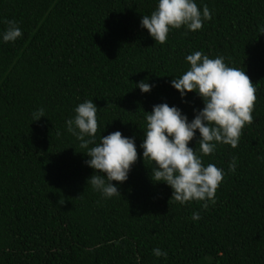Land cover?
<instances>
[{"label":"trees","instance_id":"16d2710c","mask_svg":"<svg viewBox=\"0 0 264 264\" xmlns=\"http://www.w3.org/2000/svg\"><path fill=\"white\" fill-rule=\"evenodd\" d=\"M196 3L212 20L196 32L172 29L160 44L141 27L158 0H0V33L12 20L23 31L14 44L0 40V264H264V0ZM196 51L223 56L257 89L238 147L203 157L226 173L207 209L171 200L140 148L154 105L176 106L189 121L204 107L170 86ZM146 79L155 87L142 94L135 84ZM84 100L101 109L97 143L116 131L136 138L120 197L88 185L94 170L66 130ZM41 107L47 118L33 121Z\"/></svg>","mask_w":264,"mask_h":264},{"label":"clouds","instance_id":"9594fccd","mask_svg":"<svg viewBox=\"0 0 264 264\" xmlns=\"http://www.w3.org/2000/svg\"><path fill=\"white\" fill-rule=\"evenodd\" d=\"M207 5L201 10L196 0H158L151 15H143L141 27L146 29L155 42L164 44L172 29L182 27L190 32L202 30L206 21L212 20ZM7 27L0 33L4 43H15L23 37V31L16 21H7ZM260 31L264 33V28ZM189 69L179 78H172L170 86L184 101L189 93L202 99L204 107L194 109V119L189 121L182 109L161 103L153 106L146 114V131H143V160L152 163L151 180L154 184H165L172 189V198L181 205L193 201L215 204V196L226 175L223 168L207 165L203 157L215 153L218 145H229L233 149L240 143L242 130L254 122L253 110L257 100L256 87L245 70L231 67L223 56L215 59L196 51L186 56ZM142 94H149L154 84L148 80L135 84ZM98 109L93 100H84L75 109L74 118L65 122L66 130L79 141L81 152L88 159L86 166L94 170L89 178L95 192L104 199L120 197L119 185L127 182L133 165L138 160L136 138L126 137L120 131L100 136ZM46 117L43 107L33 112V121ZM47 118V117H46ZM199 139V149L189 147L190 142ZM237 161L229 162L228 171L235 172ZM113 181L117 184H113ZM198 212L192 214L193 221H199ZM157 258L167 259L168 253L160 248L153 249Z\"/></svg>","mask_w":264,"mask_h":264}]
</instances>
